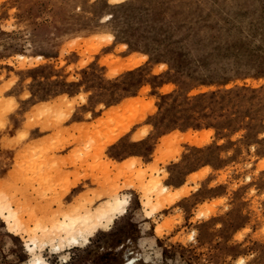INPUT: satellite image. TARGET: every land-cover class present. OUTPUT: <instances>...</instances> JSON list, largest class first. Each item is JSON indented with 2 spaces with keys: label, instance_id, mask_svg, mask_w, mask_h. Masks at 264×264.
<instances>
[{
  "label": "rangeland",
  "instance_id": "374dc122",
  "mask_svg": "<svg viewBox=\"0 0 264 264\" xmlns=\"http://www.w3.org/2000/svg\"><path fill=\"white\" fill-rule=\"evenodd\" d=\"M32 239L264 264V0H0V264Z\"/></svg>",
  "mask_w": 264,
  "mask_h": 264
},
{
  "label": "bare ground",
  "instance_id": "6f19581e",
  "mask_svg": "<svg viewBox=\"0 0 264 264\" xmlns=\"http://www.w3.org/2000/svg\"><path fill=\"white\" fill-rule=\"evenodd\" d=\"M124 205H125V200L122 199L121 197H115V198H113L110 201V204L107 206L106 210L103 211L101 218L107 217L108 216V212L110 210L117 211V210L123 208ZM9 213L10 214L8 216L13 218L14 215L12 214V212L10 210H9ZM64 224L66 226H71V228H72L71 229L72 232H70V234H68L69 237L72 238L73 240L79 239L78 238V235H79V233H81V231L75 229L74 226H76V225L73 224V222H69L68 223L67 221ZM71 233H73V235H71ZM38 247H39V244H38V240H36V239H32L30 241V243H28V248H29L30 251L33 252L34 259L32 261H30V262H27L26 264H49V263H47V261H45V259H43V257L39 253L40 251L39 250L36 251V249ZM54 247L56 249H59L60 250L61 244L57 243ZM124 254H125V258H124V261L121 264H136L138 262V260H139V257H140L139 255L134 254V252H132V249L129 248V247H125L124 248Z\"/></svg>",
  "mask_w": 264,
  "mask_h": 264
},
{
  "label": "crops",
  "instance_id": "0c3cea01",
  "mask_svg": "<svg viewBox=\"0 0 264 264\" xmlns=\"http://www.w3.org/2000/svg\"><path fill=\"white\" fill-rule=\"evenodd\" d=\"M79 115V114H78ZM136 131V129L133 131V132H135ZM133 132L132 133H130V135H129V139L131 138V136L133 137L134 135H135V133L133 134ZM133 134V135H132ZM140 141V140H139ZM139 141H137V142H139ZM183 182H179V183H176L175 184V187H179L181 184H182Z\"/></svg>",
  "mask_w": 264,
  "mask_h": 264
}]
</instances>
